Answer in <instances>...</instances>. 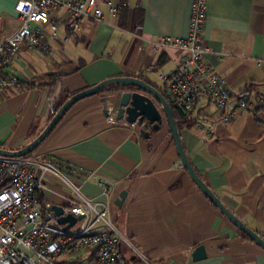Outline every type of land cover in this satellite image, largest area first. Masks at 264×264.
Segmentation results:
<instances>
[{"label":"crops","instance_id":"crops-1","mask_svg":"<svg viewBox=\"0 0 264 264\" xmlns=\"http://www.w3.org/2000/svg\"><path fill=\"white\" fill-rule=\"evenodd\" d=\"M18 0H0V41L20 21ZM193 0H105L104 20H83L47 49L22 47L6 72L20 84L0 90V147L16 150L48 123L50 113L73 94L113 76H134L164 87L159 72L176 62L173 48L155 49L162 38H185ZM126 2L112 16L107 4ZM206 59L233 94H264V0H206ZM139 11L135 24V12ZM74 102L29 158L37 168L41 203L67 209V178L82 195L101 202L117 229L154 264H264V248L240 231L193 182L181 164L168 124L143 136L136 124L103 113L110 89ZM191 116L204 125L182 128L188 159L221 202L264 237V109H240L229 121L199 95ZM90 174L82 182L81 178ZM106 185L104 191L102 185ZM126 191L121 206L114 203ZM198 245L205 257L192 259ZM139 263V260H133Z\"/></svg>","mask_w":264,"mask_h":264},{"label":"built area","instance_id":"built-area-1","mask_svg":"<svg viewBox=\"0 0 264 264\" xmlns=\"http://www.w3.org/2000/svg\"><path fill=\"white\" fill-rule=\"evenodd\" d=\"M103 3L105 0H18L15 10L20 23L0 41V90L19 84V78L7 73L6 67L22 47L45 51L48 39L59 38L61 24L67 40L80 30L83 20L102 22ZM106 4L112 16L126 6V2ZM206 16V0H193L188 35L164 37L154 46L178 52L175 64L158 77L178 109L193 111L197 97L205 95L217 107L219 118L229 121L238 110L256 107L264 100L257 95L247 101L233 94L209 64L203 33ZM192 125L204 128L198 118ZM37 168L50 170L53 164L0 155V264H130L131 256L143 264H154L111 223L101 202L82 195L80 187L67 178L63 181L71 186L73 198L63 214L82 218L69 228H64L67 223H57L51 204L39 200ZM102 186L106 191V185Z\"/></svg>","mask_w":264,"mask_h":264},{"label":"water","instance_id":"water-1","mask_svg":"<svg viewBox=\"0 0 264 264\" xmlns=\"http://www.w3.org/2000/svg\"><path fill=\"white\" fill-rule=\"evenodd\" d=\"M120 85L126 88L128 87V89L118 90L115 87V89H110L108 94H104L101 97V101L103 102V113L105 115L113 113L118 120L124 119L130 124H136L139 128V132L143 136L149 135L150 131L157 130L164 118L168 124L181 164L186 169L196 186L240 231L264 248V237H261L256 231L248 227L239 217L229 210L197 174L183 148L172 107L159 89L142 78L134 76H113L101 80L93 86L73 93L59 106L48 123L31 141L16 150L0 147V155L10 157H23L28 155L39 146L65 111L74 102L85 96L101 92L106 87ZM125 196L126 191H121L114 200V203L121 206ZM51 209L56 215H58L57 223H67L64 228H69L76 222V220L82 218L81 215L75 216L71 213L63 214L64 207L61 205L53 204L51 205ZM205 255V248L203 245L195 247L191 254L192 259L194 260L201 259L205 257ZM129 259L133 261L135 256H131Z\"/></svg>","mask_w":264,"mask_h":264},{"label":"trees","instance_id":"trees-1","mask_svg":"<svg viewBox=\"0 0 264 264\" xmlns=\"http://www.w3.org/2000/svg\"><path fill=\"white\" fill-rule=\"evenodd\" d=\"M123 9V8H122ZM121 9V10H122ZM138 16H139V11L138 9H136V12H135V24H137V21H138ZM144 80V79H143ZM146 82L150 83L151 85L155 86L157 89H159L161 91V93L163 94V96L167 99V101L169 102L170 106L172 107V110H173V115H174V118H175V122H176V126L178 128V130L180 131L182 128H185V127H190L194 121L195 118H193L191 116L192 114V111H182L180 109H178L177 107H175L172 103V101L170 100V97L168 96L167 92H166V89H165V86L164 87H159L157 86L156 84H154L153 82H150L148 80L145 79ZM20 84V82H19ZM18 84V85H19ZM115 88V87H113ZM249 94H250V91L247 89L245 90L244 92H241L240 93V96L242 98H244L245 100L249 101ZM72 94H66V97H65V100ZM259 96L262 98V100H264V94H259ZM64 100V101H65ZM63 101V102H64ZM61 102L59 105L55 106V108L51 111L50 113V117H49V120L50 118L53 116V114L55 113V111L59 108V106L63 103ZM196 103V102H195ZM194 103V105H195ZM264 109V103L262 104H258L256 106V109ZM33 152V151H32ZM29 153L28 155H25L23 157H29L31 154ZM130 264H143L141 261L139 263H136L135 261H132L130 262Z\"/></svg>","mask_w":264,"mask_h":264},{"label":"rangeland","instance_id":"rangeland-1","mask_svg":"<svg viewBox=\"0 0 264 264\" xmlns=\"http://www.w3.org/2000/svg\"><path fill=\"white\" fill-rule=\"evenodd\" d=\"M108 217H109V216H108ZM109 220L111 221V223H112L113 225H115V226L117 225V224H116V221H114L112 218L109 217ZM132 243H133V242H132ZM147 259H148V258H147ZM149 261H150V260H149ZM150 262H151V261H150Z\"/></svg>","mask_w":264,"mask_h":264}]
</instances>
